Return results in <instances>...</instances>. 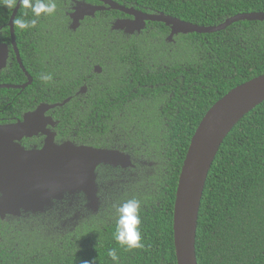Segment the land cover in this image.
<instances>
[{
  "label": "trees",
  "instance_id": "1",
  "mask_svg": "<svg viewBox=\"0 0 264 264\" xmlns=\"http://www.w3.org/2000/svg\"><path fill=\"white\" fill-rule=\"evenodd\" d=\"M17 1L0 0V38L10 36L7 23ZM77 1L53 0L55 12L40 17L21 4L14 19L21 57L34 48L60 62L46 70L52 76L46 82L59 92L52 101L74 95L83 84L90 87L88 108L75 97L67 105L75 143L125 149L152 167L138 170L127 186H106L96 213L0 220V264H176L173 208L190 139L216 101L264 75V21H239L219 32L180 34L168 42L170 29L163 23L148 22L134 35L112 30L122 14L114 10L70 30L65 7ZM112 1L199 26L264 12V0ZM32 19L34 27L16 23ZM31 64L24 62L36 84L41 77L31 72ZM95 65L102 73L93 72ZM67 198L85 208L82 193ZM129 199L140 201L144 247L126 251L114 232L116 209ZM113 249L115 262L108 256ZM195 253L197 264H264V101L233 127L215 156L200 203Z\"/></svg>",
  "mask_w": 264,
  "mask_h": 264
},
{
  "label": "water",
  "instance_id": "2",
  "mask_svg": "<svg viewBox=\"0 0 264 264\" xmlns=\"http://www.w3.org/2000/svg\"><path fill=\"white\" fill-rule=\"evenodd\" d=\"M100 6L81 2L70 14L71 30L79 21L94 16L98 11L114 10L133 19H118L112 30L125 34L140 33L147 22L163 23L170 29L168 42L176 35L209 34L222 31L239 21H264V12L242 13L226 19L216 26H199L163 13L147 14L126 8L112 0H92ZM21 4L19 0L10 16L8 27L16 50L14 19ZM6 47L0 46V68L5 63ZM20 63V60L18 58ZM24 70L22 64H20ZM100 72L99 67L96 68ZM29 79V78H28ZM9 87L0 85V88ZM15 88V87H13ZM68 100H65L67 102ZM264 101V75L255 77L230 90L205 113L195 129L182 163L173 208V245L176 264H197L195 253L196 229L205 182L224 139L233 127L251 110ZM34 114L25 116L22 127L29 129ZM19 125L0 126V217L20 216L22 212H41L59 201L64 194L82 193L87 207H98L95 170L99 165L128 166V156L105 148L76 146L70 142L55 145L53 141L37 152L25 151L13 142L21 128Z\"/></svg>",
  "mask_w": 264,
  "mask_h": 264
},
{
  "label": "flooded vegetation",
  "instance_id": "3",
  "mask_svg": "<svg viewBox=\"0 0 264 264\" xmlns=\"http://www.w3.org/2000/svg\"><path fill=\"white\" fill-rule=\"evenodd\" d=\"M79 3L84 2L89 5L100 6V3L92 1V0H81L78 1ZM75 2L72 7H65L66 9V16L68 17V26L70 29V25L72 20L70 19V14L73 11V7L76 4ZM16 6V5H15ZM108 11L106 9L98 12ZM96 12V13H98ZM94 16H87L83 20L79 21V26L82 21L87 18H94ZM118 19H133L131 16L126 14H120L118 17L114 19L115 22ZM112 22V24H113ZM9 23V21H8ZM7 23V26H8ZM148 23V22H147ZM14 24V23H13ZM78 26V27H79ZM77 27V29H78ZM146 28V25H145ZM144 28V29H145ZM14 29V26H13ZM71 30V29H70ZM75 31V30H73ZM137 33V32H135ZM134 33V34H135ZM10 34V31H9ZM128 34V35H134ZM139 34V33H137ZM15 37V35H14ZM16 43V42H15ZM0 46H5L6 54H5V63L3 67L0 68V81L3 77L7 80V82H0V85H7L9 87L0 88V90H5L4 93L0 94V126H11V125H19L21 126L24 123L25 116L34 114V117L31 119V123L29 129H24L22 126L19 131L15 135V139L13 142L16 145H19L25 151H40L42 150L47 141L53 143L55 145H62L64 143L70 142L76 146H88L93 148H104V147H94L87 144H81L74 140V137H77L75 133L71 131V126L68 124V119L72 118V112L68 111L67 105L70 104L71 100L75 97L77 101H80L83 108H88V92L90 87H88L87 83L83 84L78 87L75 94L72 96H68L66 99H59L57 101H52L55 98V93H59L58 91L55 92L54 88H50V85L41 78L35 84L37 78L33 77L31 73L25 68L24 62L28 64L30 67L31 61L33 62L34 68L31 67V72L34 74H39L40 77L44 75H48L47 69L54 67L56 63H60L59 61L54 60L52 56L54 54L44 52L38 53L34 51V48L29 49L30 54H26V56L21 57V54L18 51H15V48L11 42V35L9 38H0ZM20 60V63L18 61ZM24 60V61H23ZM16 65L17 68L20 70L21 75L19 72L14 70L12 73L11 69L13 65ZM23 66L24 70L22 69L21 65ZM101 67L99 65H95L93 67V72L95 73H102V69L100 72L95 71L96 68ZM3 75V76H2ZM24 77V80L22 79ZM29 78V79H28ZM23 80V81H22ZM48 85V87L46 86ZM15 87V88H13ZM65 100H68L65 102ZM64 125V126H63ZM62 126L66 130L67 134L62 129ZM86 129V127H84ZM105 149H113V148H105ZM116 150L129 158L130 165L128 166H117L112 167L108 165H99L96 170V184H97V198H98V207L97 210H91L87 207V203L85 201V208L79 207L78 201L75 200L69 203V199L67 198V194L62 196V199L59 201L52 200L51 205L44 208L41 212H22L20 216L14 215H5L3 219H26V220H35L38 216H45L47 218H55L61 219L63 215L67 213H72V217L76 218L79 215H83L84 213L92 211L96 213L99 211L101 200L105 194L108 193V189L106 186H111L116 184L117 186H127L129 184L130 179L136 177L138 178V170L145 169L148 167H152V162L145 161L141 158H136L132 153L127 152L125 149H113ZM76 195V194H75ZM67 211V212H66ZM66 212V213H65Z\"/></svg>",
  "mask_w": 264,
  "mask_h": 264
},
{
  "label": "clouds",
  "instance_id": "4",
  "mask_svg": "<svg viewBox=\"0 0 264 264\" xmlns=\"http://www.w3.org/2000/svg\"><path fill=\"white\" fill-rule=\"evenodd\" d=\"M16 0H9V5L15 3ZM19 3L30 8L35 17H40L42 14L51 15L56 10V4L53 0H19ZM21 28L36 25V19L30 22L18 20L16 22ZM44 81L52 80L51 75H44L41 77ZM140 201L137 199H129L119 205L116 209L117 219L115 223L114 239L116 243L124 248L126 251L143 248L142 233H141V217H140ZM108 256L115 262L119 259L115 249L108 252Z\"/></svg>",
  "mask_w": 264,
  "mask_h": 264
}]
</instances>
